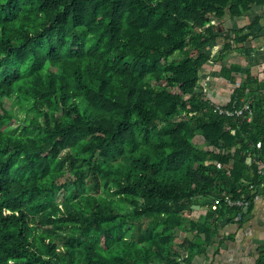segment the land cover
<instances>
[{
  "label": "trees",
  "instance_id": "obj_1",
  "mask_svg": "<svg viewBox=\"0 0 264 264\" xmlns=\"http://www.w3.org/2000/svg\"><path fill=\"white\" fill-rule=\"evenodd\" d=\"M252 1L0 0V264H197L225 197L260 185L247 82L227 104L199 86L208 61L236 83L224 60L247 36L210 45Z\"/></svg>",
  "mask_w": 264,
  "mask_h": 264
},
{
  "label": "crops",
  "instance_id": "obj_2",
  "mask_svg": "<svg viewBox=\"0 0 264 264\" xmlns=\"http://www.w3.org/2000/svg\"><path fill=\"white\" fill-rule=\"evenodd\" d=\"M240 13H232L228 8L226 15L217 22L220 25V36L217 42L210 45V51L215 56L223 48L226 36L246 35L243 42H237V49L224 60L226 65L237 64L241 71L234 72L236 83H232L220 74L222 62L208 61L201 69L200 89L208 98L216 103L227 104L235 86L246 81L251 90L244 100L248 105L255 101L256 113H264V0L250 2L247 9L242 6ZM251 71L250 75L247 72ZM196 142L205 146L202 135L196 136ZM264 143L258 147L262 151ZM255 156L259 154L254 153ZM259 162L253 156V163L258 165V175L254 176L250 168L252 180L259 179L260 185L245 181L244 195L248 205L239 206V210L227 204L220 218L218 233L208 246L206 254L197 255V264H264V188L263 175L260 172V162H264L263 151ZM248 157V158H249ZM247 162V161H246ZM248 163V162H247ZM250 166V165H249ZM203 198L193 209L188 211V217L197 222H205L209 205ZM215 205V202L214 204ZM200 206V207H198ZM241 208V209H240ZM205 236V234H203ZM195 237L191 230H179L177 240H188Z\"/></svg>",
  "mask_w": 264,
  "mask_h": 264
},
{
  "label": "built area",
  "instance_id": "obj_3",
  "mask_svg": "<svg viewBox=\"0 0 264 264\" xmlns=\"http://www.w3.org/2000/svg\"><path fill=\"white\" fill-rule=\"evenodd\" d=\"M218 110L220 113L223 114H228V115H234V114H243L244 113V109L243 108H236V109H229V108H223V107H218ZM253 110H250V115L248 116L249 119H251ZM257 146L260 147L261 146V141H259L257 143ZM260 172L263 175V182L262 185L264 186V162H260ZM227 204H229L230 206H246L248 205V200L243 199V198H233L230 195H227L225 197L224 200ZM218 202V200L216 201Z\"/></svg>",
  "mask_w": 264,
  "mask_h": 264
},
{
  "label": "water",
  "instance_id": "obj_4",
  "mask_svg": "<svg viewBox=\"0 0 264 264\" xmlns=\"http://www.w3.org/2000/svg\"><path fill=\"white\" fill-rule=\"evenodd\" d=\"M242 159L246 160L248 162L254 176H257L258 175V165L256 163H253V159L251 157L248 158V157H244V156H242ZM261 189L264 190V188H261ZM204 202L213 203V200L212 199H208V200L206 199V200H204ZM193 206L195 207V205H193ZM198 207H200V206H198Z\"/></svg>",
  "mask_w": 264,
  "mask_h": 264
},
{
  "label": "rangeland",
  "instance_id": "obj_5",
  "mask_svg": "<svg viewBox=\"0 0 264 264\" xmlns=\"http://www.w3.org/2000/svg\"><path fill=\"white\" fill-rule=\"evenodd\" d=\"M62 198H63V196L61 195V196H60V199H62ZM128 210H129V209H127L126 211H128Z\"/></svg>",
  "mask_w": 264,
  "mask_h": 264
}]
</instances>
